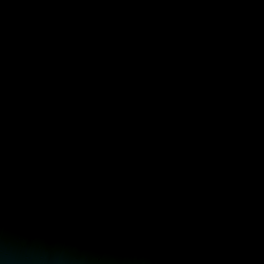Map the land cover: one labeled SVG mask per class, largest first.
Instances as JSON below:
<instances>
[{"label": "water", "instance_id": "95a60500", "mask_svg": "<svg viewBox=\"0 0 264 264\" xmlns=\"http://www.w3.org/2000/svg\"><path fill=\"white\" fill-rule=\"evenodd\" d=\"M0 264H264V0H0Z\"/></svg>", "mask_w": 264, "mask_h": 264}]
</instances>
